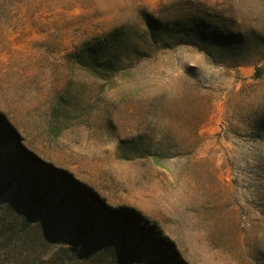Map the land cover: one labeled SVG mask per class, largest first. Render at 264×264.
Returning a JSON list of instances; mask_svg holds the SVG:
<instances>
[{
	"label": "rangeland",
	"instance_id": "1",
	"mask_svg": "<svg viewBox=\"0 0 264 264\" xmlns=\"http://www.w3.org/2000/svg\"><path fill=\"white\" fill-rule=\"evenodd\" d=\"M0 264H264V0H0Z\"/></svg>",
	"mask_w": 264,
	"mask_h": 264
},
{
	"label": "trees",
	"instance_id": "2",
	"mask_svg": "<svg viewBox=\"0 0 264 264\" xmlns=\"http://www.w3.org/2000/svg\"><path fill=\"white\" fill-rule=\"evenodd\" d=\"M146 23H147L148 29L151 31V33H153V35L155 37L156 36L158 37V33L163 32L164 26H161L158 23H154V21L152 19L147 18ZM192 23H193L192 28H190L188 26V24L181 25V24L174 23L175 25L172 29L173 34L175 33V35L178 37H182V36L190 37L192 33H193L192 36H195V37L198 36L199 31H202L200 28V27H202L201 26L202 22H200L199 20H194V21H192ZM164 30H166V29H164ZM214 38H216V35H214ZM94 50H95V52L89 51V55L87 57H85L83 55V52L81 51L78 54L77 59L79 61V64L88 65L90 67V69L96 71L100 68L99 64H100L101 58H99V55H98V52L96 51V49H94ZM87 53H88V51H87Z\"/></svg>",
	"mask_w": 264,
	"mask_h": 264
}]
</instances>
